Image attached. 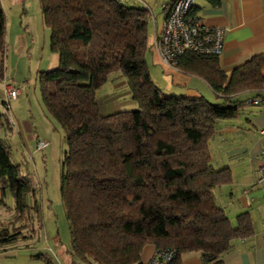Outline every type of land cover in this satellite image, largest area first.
<instances>
[{
    "label": "trees",
    "instance_id": "1",
    "mask_svg": "<svg viewBox=\"0 0 264 264\" xmlns=\"http://www.w3.org/2000/svg\"><path fill=\"white\" fill-rule=\"evenodd\" d=\"M38 2L50 49L58 56L57 67L40 71L38 78L42 103L66 139L59 196L72 261L143 264L141 251L151 244L171 257L156 256L149 264H182L190 252H198L204 264H218L234 239L251 234L252 224L241 213L232 225L216 202L214 189L229 183L231 173L212 165L209 142L217 122L233 119L238 106L254 97L264 102V56H253L228 75L217 57L187 51L175 67L201 77L216 101L169 94L155 84L145 59L150 17L145 4ZM4 37L0 3V74ZM115 72L125 76L138 108L102 114L96 90ZM242 91L256 92L242 99ZM5 123L0 111V129ZM5 189L17 220L31 212L39 220L35 191L0 140V193ZM19 234L2 228L0 244Z\"/></svg>",
    "mask_w": 264,
    "mask_h": 264
},
{
    "label": "rangeland",
    "instance_id": "2",
    "mask_svg": "<svg viewBox=\"0 0 264 264\" xmlns=\"http://www.w3.org/2000/svg\"><path fill=\"white\" fill-rule=\"evenodd\" d=\"M122 1L128 5L148 4L151 7L145 59L154 82L163 83L171 78L172 69L164 65L150 48L155 18H158L157 26L160 28V0ZM24 4L28 15H25L21 26L20 18L12 16L2 56L4 75L12 85L20 88L19 95L7 105L8 113L15 116L16 128L10 131L4 124L0 129V140L9 149L11 162L18 164L21 175L28 178L40 205V213L39 220L32 212L17 220L11 192L5 189L0 193L3 202L0 206V231L2 228L10 233L20 231L18 239L1 244L4 246H0V264H72L67 251L71 247V234L59 196L66 139L63 130L42 103L38 78L39 71L46 68V63L54 54L50 49V31L44 25L38 0H25ZM5 11H9L10 16L13 13L8 2ZM213 98L216 101L217 97ZM96 100L102 114L138 108L121 72L109 75L96 90ZM16 118L22 125L20 131ZM21 121H27L29 128L26 129ZM38 140L46 141L48 145L38 150Z\"/></svg>",
    "mask_w": 264,
    "mask_h": 264
},
{
    "label": "crops",
    "instance_id": "3",
    "mask_svg": "<svg viewBox=\"0 0 264 264\" xmlns=\"http://www.w3.org/2000/svg\"><path fill=\"white\" fill-rule=\"evenodd\" d=\"M167 1L169 0H160V7ZM6 2L10 9H13L11 16L9 11H5ZM0 3L5 14L6 35L12 25V16L20 18L21 26L23 19L28 15V10L24 7L25 0H0ZM193 4V13L202 24L224 29L223 50L217 57L223 72L229 75L234 68L253 56H264V0H219L216 5H211L206 0H193ZM145 6L151 10L148 4ZM163 15L161 9L160 27ZM153 23V30L154 27L159 29L158 18H155ZM27 25L29 26V23ZM57 65L58 56L54 53L43 71L53 69ZM170 68L172 69L170 79L168 77L163 83L155 81L163 92L187 96L202 95L208 99L212 97V100L213 97H217L201 77L174 67ZM262 73L264 74V68ZM4 84L11 83L4 75L3 67L0 74V111L6 117V126L12 131L16 128L15 116L8 113V107L4 106L6 98ZM255 92L242 91L238 95L244 99L253 96ZM16 122L20 131L22 129L20 119L16 118ZM22 124L26 129L29 128L27 121H23ZM209 149L212 165L215 168L226 167L231 173L229 183L214 189L216 202L232 225L236 224V217L241 213H247L252 224L251 234L234 239L232 246L222 254L218 264H264V102L260 105L241 104L233 119L217 122ZM156 252L153 245H145L140 255L141 262L149 264ZM72 264L84 263L73 261ZM182 264L204 263L198 252H190L182 256Z\"/></svg>",
    "mask_w": 264,
    "mask_h": 264
},
{
    "label": "built area",
    "instance_id": "4",
    "mask_svg": "<svg viewBox=\"0 0 264 264\" xmlns=\"http://www.w3.org/2000/svg\"><path fill=\"white\" fill-rule=\"evenodd\" d=\"M193 0H169L161 4L163 20L161 27H154L151 48L166 66L176 68L179 55L191 51L196 54L218 57L223 50L224 29L206 26L191 13ZM6 107L11 99H15L20 88L12 84H4ZM248 104H262L261 97H254L245 102ZM48 145L46 141L38 140L36 149L41 150ZM161 256L168 260L170 252H156L155 257Z\"/></svg>",
    "mask_w": 264,
    "mask_h": 264
}]
</instances>
